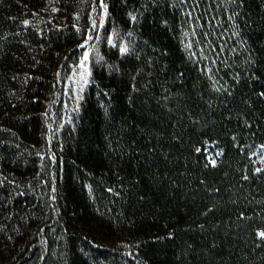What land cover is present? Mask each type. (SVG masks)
I'll return each mask as SVG.
<instances>
[{
    "label": "trees",
    "instance_id": "trees-1",
    "mask_svg": "<svg viewBox=\"0 0 264 264\" xmlns=\"http://www.w3.org/2000/svg\"><path fill=\"white\" fill-rule=\"evenodd\" d=\"M256 156L264 0H0V264H264Z\"/></svg>",
    "mask_w": 264,
    "mask_h": 264
},
{
    "label": "rangeland",
    "instance_id": "rangeland-1",
    "mask_svg": "<svg viewBox=\"0 0 264 264\" xmlns=\"http://www.w3.org/2000/svg\"><path fill=\"white\" fill-rule=\"evenodd\" d=\"M102 18H103V16H102ZM102 21L103 20H101L100 22L102 23ZM98 36L102 37L101 33ZM109 40L113 41L112 36H110ZM94 46H95V49L98 50V48L101 46L100 39L96 40ZM94 59H97V53L94 50L92 51V47H89L88 51L84 54L82 61L74 68V70L72 72L71 79H72L74 85L76 86L78 97H81L82 91H83L85 83H86L88 71L91 68V64L94 63V61H93ZM256 158H257V161H256L257 164L261 161L264 162L262 157L256 156ZM212 161H214L213 158H212ZM259 168H261V167L259 166Z\"/></svg>",
    "mask_w": 264,
    "mask_h": 264
},
{
    "label": "snow or ice",
    "instance_id": "snow-or-ice-1",
    "mask_svg": "<svg viewBox=\"0 0 264 264\" xmlns=\"http://www.w3.org/2000/svg\"><path fill=\"white\" fill-rule=\"evenodd\" d=\"M261 235L264 236V233H262Z\"/></svg>",
    "mask_w": 264,
    "mask_h": 264
}]
</instances>
